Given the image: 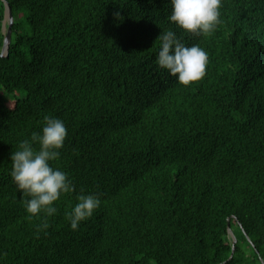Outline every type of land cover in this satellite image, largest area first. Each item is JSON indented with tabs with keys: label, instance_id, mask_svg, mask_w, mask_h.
Listing matches in <instances>:
<instances>
[{
	"label": "trees",
	"instance_id": "trees-1",
	"mask_svg": "<svg viewBox=\"0 0 264 264\" xmlns=\"http://www.w3.org/2000/svg\"><path fill=\"white\" fill-rule=\"evenodd\" d=\"M9 2L0 264H262L264 0H221L206 35L169 22L170 0ZM4 12L0 0V51ZM168 28L207 52L201 79L183 85L158 66ZM46 116L67 126L51 164L75 191L54 202L42 229L43 214L29 218L22 206L10 153ZM80 192L101 204L73 230L65 212Z\"/></svg>",
	"mask_w": 264,
	"mask_h": 264
},
{
	"label": "clouds",
	"instance_id": "clouds-1",
	"mask_svg": "<svg viewBox=\"0 0 264 264\" xmlns=\"http://www.w3.org/2000/svg\"><path fill=\"white\" fill-rule=\"evenodd\" d=\"M170 4L171 14L167 19L184 32L211 34L220 23L221 0H170ZM114 15L120 19L118 12ZM157 39V64L175 76L179 83L189 85L205 75L208 54L202 47L186 45L171 28L161 30ZM67 134L62 119L46 116L40 131H33L30 138L19 141L16 150L10 153L11 178L21 197H27L22 200V206L29 218L43 214L45 221L38 225L42 229L49 227L46 217L58 211L54 202L62 194L75 191L68 173L51 164L60 157ZM75 201L71 210L65 212L73 230L80 222L92 217L101 204L94 193H77Z\"/></svg>",
	"mask_w": 264,
	"mask_h": 264
},
{
	"label": "water",
	"instance_id": "water-1",
	"mask_svg": "<svg viewBox=\"0 0 264 264\" xmlns=\"http://www.w3.org/2000/svg\"><path fill=\"white\" fill-rule=\"evenodd\" d=\"M5 4V12H4V19L2 23V29L5 33L4 35V42H3V47L0 51V56H4L8 53L9 50V45L12 40V23L14 21V15H13V10L12 6L9 2V0H3ZM228 231L229 233H232V239H233V250H235V244L237 241V237L235 235L234 230L230 227V218L228 220ZM233 254L231 255V257ZM221 264V263H220Z\"/></svg>",
	"mask_w": 264,
	"mask_h": 264
},
{
	"label": "rangeland",
	"instance_id": "rangeland-1",
	"mask_svg": "<svg viewBox=\"0 0 264 264\" xmlns=\"http://www.w3.org/2000/svg\"><path fill=\"white\" fill-rule=\"evenodd\" d=\"M2 31H3V29H2ZM4 31H6V30H4ZM4 31H3V32H4ZM229 235L232 237V233H229Z\"/></svg>",
	"mask_w": 264,
	"mask_h": 264
},
{
	"label": "flooded vegetation",
	"instance_id": "flooded-vegetation-1",
	"mask_svg": "<svg viewBox=\"0 0 264 264\" xmlns=\"http://www.w3.org/2000/svg\"><path fill=\"white\" fill-rule=\"evenodd\" d=\"M4 19V18H3ZM2 23H3V21H2ZM2 47H3V45H2ZM2 49V48H1Z\"/></svg>",
	"mask_w": 264,
	"mask_h": 264
}]
</instances>
